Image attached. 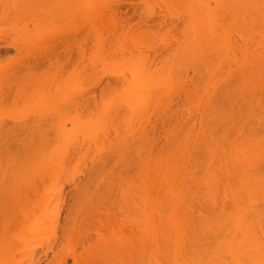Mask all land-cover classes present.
I'll return each mask as SVG.
<instances>
[{
  "label": "rangeland",
  "instance_id": "rangeland-1",
  "mask_svg": "<svg viewBox=\"0 0 264 264\" xmlns=\"http://www.w3.org/2000/svg\"><path fill=\"white\" fill-rule=\"evenodd\" d=\"M31 1L32 2H29V0H0V139H3V141L0 140V261H13V262H15L17 260H30L32 258H36L39 255V256H41V259L39 262H42V264H60V262L62 260H73V258L70 256V254L65 255V253L69 252V248H68L69 246H68V243L66 241V239H68V238L64 237V239H62L61 242L55 243L54 241L56 239H55V237H53V235L55 233L52 235V233H50V231H51V229L54 232L57 231L58 226L55 228V226H56L55 223H57L59 221L63 222L64 217L67 213V211L65 210V205L68 203L69 199H72V197H73L72 201L74 204L76 203V199L73 196V193H76V195H77L78 192L74 189L75 188L74 185L77 184L76 182L78 180H80V179L83 180L84 177H85L84 178V182H85L86 177L89 175L88 171L90 169L86 168V166L89 167L91 165L90 162L92 161L91 158H88L89 155L93 156L92 158H94L91 163H93L95 161V158L97 159V155H99V154L102 156L103 159H104V157L107 156L103 162L108 166V168L102 172V175L106 179L111 178V182L114 180H117V181L120 180L122 175H123L122 177H124V179H130L129 177L131 175H133L132 171H134V170H130V166L128 167L129 169L128 168L126 169V167H127L126 165H127V163L128 164L129 163H133V164L138 163L139 164V162H140L139 158L141 156H142L141 158L144 159L143 161H145L146 160L145 158H147L148 156L149 157H152V156L156 157L158 153L161 155L159 156V154H158L157 157H159V158L161 157V159L165 156H166V158L172 156V149L171 148L173 146L177 148V146H178L177 142L181 143L182 139H183V138H181L183 136V135H181V132L183 131L181 128L184 127L185 129H187L186 126L190 125L192 120H194V124H195L194 128L196 127V129H193V130L198 131L200 129L199 127H202L201 123L203 121H205V119L201 116H205L207 114V111H206V113L202 112L205 114V115H202L199 112V110L201 111L202 109H198L197 111H193V114L191 112V115H189L188 111L186 110L187 107L183 104L185 99H187V103H188L187 106L189 108L191 107V105L193 106L194 104L196 107L198 105L204 104L203 102L201 103V101L203 100L204 102H206V100H208L210 97H213L215 93L219 92L220 88H222L220 85H222L224 80L227 79L228 76H229V78H231V76L234 78V76H236L234 74H237V72H239L241 69V68H239V66H243V64L240 65L237 61H235V62H237L236 64L234 62H231L232 58H231V60H228L232 55L237 56V54H234V52L235 51L237 52V50L233 49L235 51H233L232 54H229V53H231L230 51L228 53L231 56H229L227 54V57L229 56L228 59H224V60L229 61L227 64H229L231 62L230 66L227 65L231 69H228L229 68L228 67V68L224 69V71L220 70L221 71L220 74L218 73L215 75V76H218L219 78L221 77L220 79L213 77L214 76L213 74H215V73L212 72L213 76L209 73L208 75H211V78L213 77V79H215V78L217 79L216 81L210 80L212 83L208 80V78L210 76L207 78V80L209 82L208 83L206 82V75H205L206 73L203 74V72H204L203 71L201 73L205 76V79L203 80V78H201L203 80V82H201L202 84L199 85V83H198L195 87L194 84L199 82V80H196L197 75H198V74L196 75V72H195L196 68L193 67V66H195L194 64H195L197 59H195V61H194V59L190 58V56L192 55L191 57H193V56H195L194 55L195 53H198L199 44L203 43V45H204V42L206 44H209V42L211 41L210 37H212L209 34L213 33L212 35H215V38L217 39V32L214 30H210L209 28L212 27L213 24H211V22L215 20V19L213 20V18H216L218 12L220 14H222L225 10L224 9H219V10L216 9L215 6L217 5V0H148V2L152 5H155V4L161 5V6L163 5V7H164V5L165 6L166 5L167 6L172 5L173 7H171V8L173 9L174 15H177L180 17L179 20L173 19V23L176 25V29L172 27L171 31H166V28L165 29L163 28V32L165 34L171 32L174 36H177V38L183 37V40L177 45L176 48H173L172 53L166 57L165 61L157 60V61H155L154 64H152V62H151L152 54H150V57H146L147 53L145 52V50L143 48L147 44L157 45L161 41L175 43V40H171V38H169V40H162L160 38V35H159L160 32L159 31L157 33L155 32V34H150V33L149 34H135V35L128 34L126 36H121L120 34H116V35L110 34L109 35L108 34L109 32H106V35H105V40L109 42V48L112 52H116L117 49H121V48H123V46H125L132 51L136 50V54L138 56H140V55L143 56V59L146 61L147 69H149L150 72H152V74H153L152 79H153L154 83L155 82H162L159 85L158 91H161L164 88L163 91L160 92V95L158 92V95L160 96L158 100H157V94L154 95V96H156L155 97L156 103H157V101L160 100V101H162V105H164V104L166 105L167 101L169 102V100H172V104L169 107L166 106L167 108H165V109H163L164 107L161 109V107L159 105L158 106L160 108L156 109L158 107V106L156 108L154 107V105L156 106V104H153V107H151L150 105L152 104V101H151L150 105L148 103V105H149V107H151V109H148V114H147L146 118L148 116L151 117L150 123L146 124L144 121H143L144 124L139 123L137 121V118H136L138 115H140L138 112H136L138 109L136 108V111L134 110L135 111L134 112L133 110H130L126 106V105H128L127 103H126V105L122 104V102H124V100H126V98H128L130 96V95L128 96V94H127V97L124 98V94H125L124 90H126L128 88V86L131 85V82H132L131 79L126 84L125 83V77L123 75H121L122 76V78H121L122 80H121L119 78V77H121L119 74H117L118 76L111 74V72L106 74L103 64H101L100 67H98V68L95 67V65H94V63L91 59L92 48H93V45L95 44L94 33L91 35L88 33H85L83 35H78V37H84L85 36L86 41L78 44L76 51L75 50L72 51L73 54H72L71 60H68L64 64H58V63L53 62L52 64H46L45 63L44 65L41 64L40 67L39 66L36 67L34 65L35 63L32 62L33 63V64H31L32 66L30 65L31 67H28V63H29L28 54H30L29 52H31L33 48H38L39 46L42 47V45L45 43V41H49V39H52V37L55 38L61 34H69L71 24L69 22L68 17L70 15L71 9L60 7V6L85 4V3L109 4V3L113 2L114 0H34V1L31 0ZM229 1L230 2L233 1L231 3L228 2L229 5H235V4L236 5H242V4L245 5V4H249L250 2H251L250 4H252L253 1L257 2V0L256 1L255 0H253V1L249 0V2L247 0H245V3H244V0H242L243 2L241 0H229ZM127 2H130V1L128 0ZM133 2H134V0H133ZM260 2H261V0L260 1L258 0L257 3H253V4H259ZM134 3H137L136 6L137 7L139 6V9L143 5V3L140 2V0L139 1L135 0ZM218 3H220V4L224 3L222 5H226L227 2L223 0L222 2H218ZM233 3H235V4H233ZM203 4L204 5L205 4L212 5V7L211 8H204V9L208 10V11L205 10L206 12H208L207 15L206 14H204V15H206L207 18L209 17L208 20H204V21H207L206 22V25L208 24L207 27L209 26L208 28L207 27H205V28L209 29V30L207 32L208 36H206L207 34L204 32L205 30L202 31V33L204 32L203 34H206L205 36L208 38L202 37V39L206 38V40L203 39L204 42H203V40H201L199 42L196 35L198 33V35L201 36V34H199V32L201 30H200V27H199V29L197 27L202 25V24L204 25V23H203L204 21L200 22L202 24L199 25V23H198V26H196L195 24H196V22H199L198 21L199 17L197 16L198 14L196 15L195 12H193V11L197 12V10H199L200 14L202 15L203 13H201V12H205L202 8L204 6ZM4 5H9L10 7L6 10ZM14 5L18 6V7H11ZM30 5H31V7H33V6L34 7L31 8ZM199 5L201 6L202 10L197 9ZM28 7H30V8H28ZM167 8L171 9L169 7H167ZM28 9H30L31 11H29ZM142 9H143V7L141 8V11L144 12L143 11L144 9L143 10ZM172 9H171V11H172ZM157 10H159V8H156L154 11L158 12ZM242 10L246 11V9H242ZM164 11L165 10H163V14H166L167 12L165 11L166 13H164ZM209 12H211V14ZM189 13L192 14L193 16L189 15ZM212 13H213V16H212ZM208 14L210 16H208ZM194 15H196L197 18H194ZM204 15H202V16H204ZM210 17H213L211 19L212 21L210 20ZM200 18H199V20H200ZM203 18L204 17H202V19ZM194 20L196 22H194ZM208 21L210 23H208ZM106 23H107V28H108L109 27L108 17H107ZM209 24H211V25H209ZM203 25H202V29H203ZM206 25H204V26H206ZM214 27H215V25H214ZM193 28H194V30H196V35H195ZM257 28L258 29L255 30L256 32L255 33L253 32L254 34H252V32L244 33V37H246V38L248 37V41L245 40L247 42V44L249 42V37L251 39L252 35H253L254 41L259 40V39H256L258 37V34H259V32H258L259 26ZM212 29H213V27H212ZM221 31H222V29H221ZM256 33H258L257 36H256ZM213 38H214V36H213ZM215 38L213 40H215ZM207 41H208V43H207ZM243 41L244 40L241 41L242 45L245 44ZM256 41L254 44H256ZM215 42L217 43L216 40H215ZM220 43H223V42L219 41V45H220ZM206 44H205V46H206ZM249 44H250V42H249ZM254 44L253 45L250 44V45L255 47ZM32 45H33V47H32ZM200 46L202 47V45H200ZM211 46L215 47V45H213V44H211ZM245 46H244V48H246V50H247L249 46L248 47H247V45H245ZM140 47L142 50L141 53L139 52ZM205 48L208 49L207 46ZM222 48H225V44H224V47H222ZM226 48H227V50H229L228 46ZM251 48L249 47V50ZM260 48L261 47H258L257 50ZM262 48L264 49V47H262ZM202 49H204V46ZM202 49H201V51H202ZM213 49H215V48H213ZM255 49H256V47H255ZM42 50L43 49L41 48V51ZM262 50H258V51H260V53L258 51L257 52L259 54H261ZM203 51L204 52H202V54L205 53V50H203ZM199 52H200V50H199ZM210 52L211 51H209V54L212 55ZM253 52H255V51H253ZM243 53H245V52H243ZM129 54H131V53L129 52ZM245 54H243V55L240 54V55H242V58L239 57L240 63L242 62L241 59L245 60V57H244ZM247 54L250 55L251 52H250V54H249V52ZM262 54H263V52H262ZM251 56L252 55H250L248 57H251ZM184 57H187V58H184ZM216 57H219V55ZM227 57L225 56V58H227ZM183 58L185 60H183ZM186 59H189V61H191V62H188ZM236 60H237V58H236ZM223 61H221V62H223ZM197 62H199V61H197ZM218 62H217V64H218ZM224 62L226 63V61H224ZM224 62H223V64H224ZM197 64H199V63H197ZM215 64L216 63H214V66H215ZM214 66H213V69H214ZM221 66H223V65H221V63H220V66H218V67L221 69ZM224 66H223V68H224ZM8 68H13V69H15V71L13 73V76L11 78H9V80L6 83L5 74H6V70ZM206 69H207V67L205 68V70ZM203 70H204V68H203ZM217 70L219 71V69H217V68L215 69L216 73H217ZM226 70L229 71L231 73V75L229 72H226ZM146 72H148V71L146 70L145 72H141V73L139 72V73L142 74L144 77L145 75H147V74H145ZM181 72H184V73H181ZM179 74H181L182 76H180ZM184 74L186 75V77ZM129 76H130V74H129ZM136 76H137V74H136ZM147 76H145L146 79H147ZM177 76H179V79L177 78ZM198 76H200V75H198ZM224 76L225 77L227 76V77L225 78ZM180 77L183 79H181ZM200 77L198 79H200ZM117 79L119 81L121 80V84H120L121 86L119 85L120 92L117 94L118 98L115 101H113L112 96L109 95V93H115V90H116L115 83L116 82H114V81ZM148 79H149V77H148ZM176 79L181 80V81H177ZM190 79H192V80L190 81ZM149 80H147V81H149ZM183 80H185L186 83L189 84L188 86L190 87V90H191L189 92L188 96L186 94L181 93V90L179 89L180 87L181 88L183 87L182 86ZM96 81L98 82V85L96 87H94L93 88L94 90H93L92 85ZM225 81H227V80H225ZM238 81H237V85H238ZM143 82H145V81L143 80ZM143 82L141 84H143ZM193 82H195V83H193ZM148 83L146 82L145 85ZM192 83L194 86L192 85ZM26 84H34L35 85L33 91L29 94L30 95V101L28 103H25L24 87ZM118 84H119V82H118ZM227 84H226V86H227ZM143 85H140V86H143ZM145 85L139 89L142 92H144L142 95H145V93L148 94V91H149V90L146 91L145 89H143V88H145ZM160 86H162V87H160ZM165 86H166V88H165ZM169 86H171V88L173 87L172 90ZM200 86L204 87V88H201ZM223 87H225V86H223ZM3 88H5V89L7 88V91L3 92ZM150 88H153V87H150ZM154 88H155V86H154ZM156 88L158 89V87H156ZM160 88H161V90H160ZM169 88H170L171 92H170ZM238 88H240V87H238ZM80 89L88 91V92L87 91L85 92V94H87L85 96H88V93H89V95H91L90 93L92 91H90V90H93L94 93L93 92L92 93L95 96V104H96L95 106H92L90 108H85L84 106L81 108H77L75 106L74 102H76L75 100H77L76 97L78 96L77 91L79 92ZM146 89H147V87H146ZM167 89H168L170 94L167 92ZM130 90L133 91V89H130ZM137 91H138V89H137ZM152 91H153V89H150L149 94L155 92V90L153 92ZM122 92H123V94H122ZM163 92H164V94H163ZM155 93H157V90ZM167 93L170 96H167L168 95ZM139 95H141V94H139ZM142 95L139 97H142ZM152 95L153 94L148 95V97L152 96ZM154 96H152L153 99H154ZM1 97H3V98H1ZM55 98L57 99L56 100L57 103L53 100ZM69 98L72 99L71 100L72 105L70 103L72 108H70V109H69V107H67L69 104L68 105L66 104V101H68ZM152 98L150 97V99H152ZM168 98H171V99L167 100ZM138 99L139 98L137 97L136 100H138ZM120 101H121V103H120ZM146 101L150 102L149 99L148 100L146 99L145 102ZM6 102H7V107H6ZM50 102L53 104V106H51L52 104L49 105ZM59 102H60V104H59ZM145 102L140 103L141 110L143 109L144 111H146L145 108L147 105ZM58 104H59V106H58ZM56 105L58 106V109H60L62 107H67L70 110L71 114L66 116V117H63V119H66L70 122L74 120L76 122L75 126L77 123L84 124V122H81V121L87 120L86 122H88L89 119L92 120L91 121L92 123L89 121L90 125H88V123H86L87 127L84 126L85 128H88V126H89V130L85 129L87 131L86 134L89 135V134H91L90 132H100L98 134L96 133V135L100 139L99 141H101V142H102V140L104 142H106L105 141L106 137H109V138L111 137L110 140H112V138L115 136L117 137L118 135L114 134L115 135L114 136L113 134H111V133H113V131H114L113 129H115V128L118 129V130L117 129L116 130H117V132H119V134L121 136L124 135L125 133H127L126 135L129 136L130 134L134 133L132 130H131L132 133H130L131 131H129V129L132 127L133 130L137 131V130H139L138 128H139L140 124L141 125L143 124L142 126L145 127V128L140 127V131H143L144 129H146L144 131H146L147 133L149 132L151 134L153 133V136L152 135L150 136V134H149L150 137L148 136L146 141H142L143 142L142 144H144L146 142L144 144V146L140 145V143H141L140 140L136 142L137 146L140 145L141 148L143 147L142 149H140L142 151H140L137 149V146H135L136 151L140 152L139 158L137 157L138 156L137 154H139V153L136 154L137 155L136 157L138 159L137 158L135 159V157H134L135 155L133 153H131L132 151L133 152L135 151L134 150L135 148L133 149L132 146L130 145L131 143L127 141V143H129L128 146H130L132 151L130 150L129 153H128V151H124L123 155L125 156V154H126V156L124 157L122 155L123 158L120 161H117L116 158H111V160H110L109 155H111V154H106L107 153L106 147H104V150L101 148L98 149L96 147H93L92 146L93 143L92 142L90 143L88 141V138H86V136H84L85 134L83 135L84 136L83 137L80 133L79 134L77 133V131H79V132L81 131L78 128L80 124L79 125L77 124L78 126H76V128H75V127H71L72 124L69 123V125L66 129H62V130H64V132L60 131V134H61V132H62L61 135L66 134L65 136H63L64 139L61 138L60 135H59V137L61 140L58 139L57 141H55L53 138V137H55V139H56V136L51 137L52 135L50 133H52V134L54 133L53 135H55V134L57 135V132L54 130L53 122L51 120H48L46 117H47V114L53 113L55 111V108H56V110H58ZM148 105H147V107H148ZM235 106L236 105H234L233 107L235 108ZM53 107H54V109H53ZM196 107H195V109H196ZM45 108H47V109H45ZM133 109H134V107H133ZM159 109H160V113H158ZM195 109H194V106L191 107V110H195ZM106 110H109V111H106ZM129 110L132 113L133 112L134 113L133 114L130 113ZM141 110H140V112L142 113L143 111H141ZM235 111L236 110L234 109V112H233L234 115H235ZM135 113H138V115L136 114L137 116H135ZM143 113H145V112H143ZM213 113H215V116ZM213 113L211 112L210 114H212L217 119V116H216L217 110ZM44 114H46V115H44ZM97 114H99V115H97ZM143 115H141V116L145 117V114H143ZM212 115H211V117H212L211 121L214 118ZM95 116H99V117H95ZM141 116H138V118L140 117L139 119H142L143 117H141ZM5 117L11 118L9 120L10 125L18 126V133H19L18 135L14 136L12 139L7 140V141L5 139V131H4ZM38 117H39V119H38ZM130 117L133 120L135 118V121L131 120ZM207 117H208V115H207ZM45 118H46V120H45ZM201 118H203V120ZM129 119L131 121V123L129 122L130 128H129V124L126 122ZM208 119L210 121V117ZM79 120H80V122H79ZM175 120L177 122H175ZM200 120H202V122ZM136 121L138 123H136ZM139 121L141 122V120H139ZM1 122H3V123H1ZM93 122L95 125L93 124ZM162 123H164V124H162ZM198 123L200 125H198ZM92 124H93V127H92ZM206 124H207V122H206ZM105 126H107V127H105ZM80 127H82V125H80ZM104 127L107 130L109 129L108 132L104 129ZM141 128H142V130H141ZM197 128H199V129H197ZM210 128L211 129H209V130H214L215 126L211 125ZM126 129H128V131ZM101 130H102V132H101ZM103 130H104L105 134L107 133L106 135H104ZM122 130L123 131L126 130L127 132L124 133ZM86 131H83V132H86ZM172 133H174V135H176V136H174L175 138L173 140L174 142L176 141V143H174L172 141V139H173V137L171 136ZM185 133H186V131H185ZM76 134H77V136H76ZM42 135H45V136H43V139H42ZM68 135L70 136V138L68 137ZM98 135L104 136L103 139H101L102 137L101 136L99 137ZM127 136H124L123 138L128 140ZM130 136H129V140H130V138H133ZM45 137H47V140H49L50 143L49 142L47 143V141H46V143H43V142H45V139H46ZM40 138L42 140H40ZM71 138L72 139L76 138L78 142H79V140L81 142V138H84L82 140L84 141L85 144H81L83 142H81V143L79 142L80 145L82 146V147L80 146V148H79V146H78L79 144L77 143L76 139H75V141H76L75 142L74 140L73 141L69 140ZM98 138L96 139V136H95V139H93L95 141L94 146L96 144L98 145V143H99ZM135 138L136 137L134 136L133 139L135 140ZM29 139L32 141V144H33V146L30 144L31 150H30V147L28 149V147H27L28 145L26 144V142L31 143V141ZM38 139H39V141H38ZM114 139H117V138H113L112 143H111V141L108 140V138H107V140L110 141V142H107L109 144V146H110V143L113 144L114 143L113 141H116ZM136 140H138V139L136 138ZM41 141H43V142L41 143ZM60 141H62L60 146L63 147V153H65L63 155L64 156L68 155L67 157L62 156V159H65V160L67 159L66 161L69 162V165L71 164L70 167L75 165L73 168V170L75 169L74 172L72 170V172L69 173V174H71V176H70L68 174H64L65 170H63V173H58V175H57L58 177H61L59 179L57 177H55L54 174H52V173H49L47 176L37 175L38 167H39V165H37L38 164L37 158H39V155H41L40 153L43 152L42 155H44V154L46 155L47 151H48L49 155H52L53 149H55L57 147L58 143L60 144ZM121 141H123V140H121ZM38 142L41 143V146H40V144H38ZM53 142H56V143L52 144ZM72 142H75L78 149L75 147L74 143L72 144ZM117 142H118V140H117ZM123 142H120V143L123 144ZM107 143H103V145L106 144V146H107ZM171 143H174L172 147H171V145H172ZM49 145H51V147H49ZM103 145H98V146L101 147ZM126 146H127V144H126ZM37 147H39V148H37ZM40 147L42 148L41 151H40V149H41ZM73 147H74V149H73ZM89 147H90V150H89ZM91 147L94 149H92ZM116 147H117V145H116ZM123 147L118 146L117 148H114V149H118V148L120 149ZM24 148H25V150H24ZM75 148L77 151L84 149V152L78 151L79 156L77 157V154H76L77 151L75 150ZM95 148H96V150H95ZM146 148H147V151L145 150ZM67 149H68V152H67ZM91 149L95 150V151H97V149H98L99 153L97 152L96 155H94L93 154L94 151H92L90 153ZM114 149H113V151H114ZM129 149L124 148L123 150H129ZM168 149H169V153L171 150L170 155H169V153H166V151H168ZM43 150H45V152ZM69 150L70 151L72 150V152H70ZM73 150H75V151H73ZM107 150H111V149H107ZM173 150H174V148H173ZM176 150L178 151V148ZM24 151L27 154H25ZM38 151L40 153H38ZM85 151H86V153H85ZM120 151H122V150L120 149ZM150 151H152V153ZM35 152H37L36 156H35V154H36ZM147 152L149 155H146ZM67 153H69V154H67ZM103 153H105L106 155H102ZM154 153H155V155H152ZM163 153L165 156L163 155ZM176 153H174L173 157L177 156ZM31 154H33L35 156V159H34V156H31ZM25 155L26 156L28 155L27 159H25L26 158ZM42 155L40 156V159L43 158ZM100 155L98 157H101ZM70 156L73 157L71 160H70V158H71ZM118 156H120V155H118ZM122 156H120V157H122ZM30 157H31L32 161L36 162V164L35 163L33 164L32 161L31 162L29 161ZM111 157H117V156L116 155L113 156V154H112ZM153 157L151 158L152 160H153ZM155 157H154V160L157 159V157L156 158ZM50 158H51V156H50ZM84 158L85 159L88 158L90 161L85 160ZM107 158H108V160H107ZM68 159H69V161H68ZM26 160H28L27 161L28 166H29V167L27 166L28 168H26V165H27ZM97 161H96V164H94L95 166L99 165V161L98 162ZM106 161L109 163H106ZM29 162H30V164H29ZM103 162L101 161L100 163L104 164ZM10 165L18 167V169L17 168L13 169L15 171V175H14V171L12 170ZM24 165H25V167H24ZM139 165H141V164H139ZM142 165H144V162ZM91 166H93V164ZM91 166L89 168H91ZM131 166H132V164H131ZM137 166L134 165L133 167H137ZM19 167H21V169H19ZM57 167H60V166H57ZM57 167H56V169L58 170V172H60L59 168H57ZM67 167H68V165H67ZM70 167H69V169H70ZM77 168H79V169H77ZM9 169H11V170H9ZM87 169H88V171H87ZM110 169H111V171H110ZM131 169H133V168L131 167ZM62 174H64L63 178H62ZM76 174H77V176L73 177ZM134 175L136 176L137 174H134ZM22 176L24 177L25 181H23ZM64 176H66V177H64ZM70 177H73L74 179H72ZM40 178H42V182H40L38 180ZM131 178H133V177L131 176ZM60 179H61L60 182L55 183V180L59 181ZM53 180H54V182H53ZM69 180H71L73 182H71ZM80 181H79V183H80ZM86 181H87V179H86ZM135 182L137 183V182H139V180L135 181ZM73 183H74V185H73ZM100 183H101V181L95 182L94 179L91 180L89 182V187H88L86 195L92 197V196H98V195L103 194V193H101V188H98V187H100V185H99ZM51 184L52 185L56 184V186L58 184H60V185H58L56 187V189L53 186V188L55 189L54 190L53 188H51L52 187ZM60 186H62L61 187V191H62L61 195L63 194L61 201H62V203H63V201H65L67 203L65 204V202H64L63 205H60V207H58L59 206L58 204L57 205L55 204V206L53 208V205H52L53 203H50V201L53 200L52 202H54L55 199H49L50 198L49 196L52 194V192H53V194H56L57 191L59 190L58 188ZM48 190H50L49 191L50 194L47 192ZM46 198H48V200H49V201H46L49 203L48 206L52 205L51 206L52 209L49 208L50 206L46 207V210L47 209L48 210H47V212L45 211V213H46L45 215H47L49 218L43 216L42 219H44V220H43V222H41L42 216L37 215V214L41 213L40 212L41 209H39V207L44 208V206L47 205L46 203L42 204L44 202V200H46ZM51 198H54V197H51ZM55 198H56V196H55ZM60 202H58V203H60ZM77 210H78V208L76 209V211ZM55 211H56V213H55ZM25 213H26V215H27V213L29 214V218H28V219H30L29 223L30 222L33 223L34 220L36 222V220H37L39 222V223L37 222L39 225L41 222V224L36 228L37 234L35 232V234H36V238L34 235L35 239L30 235L31 234L30 232H32L31 230H27L28 232L24 231V233L20 234V231H22L21 230L22 225L25 222H28V221H25V222L23 221V218L25 217L24 216ZM43 213L44 212H42L41 214L43 215ZM53 213L56 216H58L59 219L56 217L57 221L55 220V217H54L55 215H52ZM27 216H26V218H27ZM39 216H41V217H39ZM52 216L54 217V219ZM117 216H118V218H122L124 216V214L122 212L118 211ZM81 217H82V215L79 218H81ZM103 218H104V216H103ZM49 219H50V221L53 220V222H55V223L50 222ZM100 219H102V216ZM6 220L9 223V225H11V227L13 228V231L9 234V238L14 241V247H11L7 250L5 249V231H4ZM44 221H46V222H44ZM91 222H93V221H91ZM94 222H95L94 223V226H95L97 223L96 219ZM32 223L29 225L31 226ZM45 223L47 226H45ZM50 223H52V224H50ZM82 223H83V221H82ZM42 224H44V225H42ZM48 224L52 225L51 229L48 228ZM86 224H85V226H86ZM91 224H93V223H91ZM70 226L71 225H69V227ZM44 229H46V230L48 229L47 232H45ZM87 229L89 231L91 228L87 227ZM70 230H72V229H70ZM74 230L75 229H73L72 234L70 233L71 236L69 235L70 238L72 239V243H73L72 245L75 246V248L76 247L81 248L80 243H77V244L75 243L76 242L75 241L76 234L78 236V233H76L75 232L76 230L75 231ZM33 231H35V229ZM68 234H69V232H68ZM19 239H21L23 242L26 241V243L29 244V246H27V244L25 243L26 247L24 248V250L22 248V251L17 249ZM34 242H36V243H34ZM49 244H51L52 248L49 249L47 251V253H43V251L47 247H50V246H47ZM32 247L34 248V250L32 252V256L29 258L25 249L27 250V248L29 249ZM81 250H82V248H81Z\"/></svg>",
  "mask_w": 264,
  "mask_h": 264
},
{
  "label": "bare ground",
  "instance_id": "bare-ground-1",
  "mask_svg": "<svg viewBox=\"0 0 264 264\" xmlns=\"http://www.w3.org/2000/svg\"><path fill=\"white\" fill-rule=\"evenodd\" d=\"M127 1L128 0H117V1L114 0L113 2L109 3L111 5H116V9L113 10L112 12H110L109 15H108L109 27L106 29V32H109L108 33L109 35L110 34H112V35L120 34L121 36H126L128 34H130V35H135V34H149V33L150 34H155V32L156 33L158 31L160 32L161 31L160 29L162 27L164 29L166 28V31H171L172 27L176 29V25L173 23V19L179 20L180 17L177 16V15H174L173 9L171 8L172 9V11H171V9H168L166 7L167 5L166 6L164 5V7H158L159 8V10H157L158 12L153 11L152 15H146L145 12H142L141 11V8H142L141 6H140L141 7L140 9H139V6L138 7L136 6L137 3H134L135 0H134V2H133V0H129L130 2H127ZM222 1L223 0H217V5L218 4L219 5L224 4V3H221V4L218 3V2H222ZM224 1L227 2L226 5H229L228 4V2H230L229 0L228 1L227 0H224ZM247 1L249 2V0H247ZM29 2H32V1L29 0ZM140 2L143 3V5L150 4L148 2V0H140ZM231 2H233V1H231ZM257 2H258V0H257ZM257 2H254L253 1V3H257ZM235 3H233V4H235ZM244 3H245V0H244ZM200 5L198 6L197 9L202 10V8H203L204 11L205 10L208 11L207 9H204V8H208V7H204L207 4H205V5L203 4L204 6L202 8H201ZM242 5H244V4H242ZM245 5H248V4H245ZM30 7H31V5H30ZM30 7H28V8H30ZM33 7H31V8H33ZM28 10L31 11L30 9H28ZM163 10H165L167 13L164 11V13H166V14H163ZM198 11L199 10H197V12ZM206 11L205 12H201V13H203L202 15H204V14L207 15L208 12H206ZM193 12H195L196 15L198 14L197 16L199 18L202 16L200 14V11L198 13L196 11H193ZM211 12H209V13L211 14ZM189 15H192V14L189 13ZM196 15H194V18H197ZM206 15L202 16L205 19L204 18L202 19V17L200 18L201 21L198 18V21L199 22H196L195 21L196 19H195L194 20V22H196L195 25L198 26V23L200 25V24H202L200 22H203L204 20H208L209 17L207 18ZM208 16H210V15L208 14ZM212 16H213V13H212ZM212 18L213 17H210V20ZM214 19L215 18H213V20ZM149 21H151V23ZM209 21H208V23H210L212 20L210 22ZM206 22L207 21H204L203 22L204 25H206ZM211 24H213V21L211 22ZM211 24H209V25H211ZM202 25H200V26L197 27L198 29L200 27V30L201 31L199 30L200 31L199 34H201V36L198 35V33L196 35V30H194V28H193V30L195 32V35L197 36L199 42L204 39V38L202 39V37L208 36V33L207 32H208L209 29L210 30H214V28H215L214 27V24H213L212 25L213 29H212V27L209 28V29H206L205 27H207V25H208L207 24L206 26L203 25V29H202ZM257 27H258V25H257ZM257 29L258 28H256V30ZM202 31H204L207 35L206 34H203L204 32L202 33ZM254 33L252 32V34H254ZM212 34H209V35L212 36V37H210L211 38L210 39L211 40L210 41L211 43L209 42V44H206L204 42V40H206V38H208V37H206L203 40L204 45H203V43L199 44L198 53H195L194 54L195 56H193V57H191L192 55L190 56V58H193L194 61H195V59H197L196 62H195V64H194L196 67L195 66H193V67L196 68L195 69L196 75L198 74V75L201 76L200 77V76L197 75V79L196 80H199V82H197L196 84H194L195 87H196V85L198 83H199V85L202 84L201 82H203V80L205 79V76L203 75L204 73H206L205 75H206V82L207 83L210 80L216 81L217 80L216 78H218V79L221 78V77L219 78L218 76H215L218 73L220 74V72H221L220 70L224 71V69H226V68H228L230 66V63L231 62H234L235 64L237 63V62H235V61H237L236 60L237 56H235V55L233 56L232 55L233 56L232 57L231 55H229V54H232L233 51H235V50H230L229 47H228L229 50H227V48H226L227 46L226 45H225V48H222V47H224V43H220V45H219V41L220 40L218 39V34H217V39L215 38V35H212ZM257 34L258 33H256V36H257ZM70 36H71L70 39L68 38V35L67 34H61V35H59V36H57L55 38L52 37V39H49V41H45V43L42 45V47L39 46L38 48H33L32 51L30 50L32 53L29 52L30 54H28V57H29L28 58L29 59L28 67H31L32 66L31 65V64H33L32 62L35 63L34 65L36 67L37 66L40 67L41 64L44 65L45 63L46 64H52L53 62H55V63H58V64H64L68 60H71L72 54H73L72 51H74V50L76 51L78 44L85 42L86 41V37L85 36L84 37H78V34H76L75 32L71 33ZM213 36H214L215 40L217 41V43L215 42V40H213L214 39ZM253 39H254L253 38V35H252L251 39L249 37V42L252 45L256 41V40L254 41ZM256 39H259V40L256 41V44H254V46L256 47V49H255V47L251 46L249 44V42L247 44L246 41H248V37L247 38L246 37L244 38V41L243 42L245 44H243V45L244 46L247 45V47L250 45L249 47L250 48L251 47L253 48V49L251 48L249 50V47H248V49L245 51V53L247 54L249 52V54H250V52H251L250 55H252V56L251 57H248L250 55H248V54L246 55L245 53H241L242 55L243 54L246 55V56L244 55V57L247 58L245 60L244 59L243 60L241 59L242 58V55L239 56V57H241L240 59H241V61L243 63L242 62L240 63V60H239L238 63L240 65L243 64V66H239V68H241V69H240V71L238 70L239 72H237V74H234L236 76L233 75L234 78L236 77L235 78L236 85H237V81L239 80L238 81V85H237L238 87H240V88H238L239 95H238V97L236 99L233 100L232 105H230L229 114L228 115H222L221 113H219L218 110L216 109V106L212 103V101L210 99L206 100V102H204L202 100L201 103L203 102L204 104L198 105L197 107L194 104L193 105L194 106V109H195V107H196V109L195 110H191V107H193V106L191 105V107L189 108L187 106L188 105L187 99H185V101L183 102V104L187 107L186 110L188 111L189 115H191V112L193 114V111H197L198 109H202L201 111L199 110V112L202 115H205L204 113H206V111H207V114L205 116L207 117V115H208V117L206 118L205 116H201V117H203L205 119V121H203V122H202L203 118H201L202 120H200L203 123V124L201 123V126L202 127H199L201 130L199 128H197V129H199L198 131L193 130V129H196V127L194 128V125H195L194 124V120H192V122H191L190 125H187V126L185 125L187 127V129H185L184 127H183L184 129L181 128L183 130L181 132V135H183L181 138H183L182 139V142H184V144H185L184 150H180V149H178V151L176 150L178 147L176 148V147L173 146V144L176 143V141L175 142L173 141L174 138H175L174 136H176V135H174V133L171 134V136L173 137L172 141L174 143H171L172 144L171 147L172 146L173 147L171 148L172 149V156H170V157H167L166 158V156L163 153V155L165 157H163L164 159L163 158L161 159V157L160 158L157 157L158 154H159L158 153L157 156H156L157 159L154 160V157L155 156L154 157L152 156L153 157V160H152L151 159L152 157H149L148 156L149 158L147 157V158H145L146 160L143 161L144 159L141 158L142 156L141 157L139 156L140 155V152L139 151H136V147H135V146H137L136 145V142L137 141L140 140V142H141V143L139 142L140 145L144 146V144L146 142L144 144H142L143 143L142 141H146V139L148 138L149 134H150V136L151 135L153 136V133L151 134L149 132L147 133L146 131H144L146 129H144L143 131H140V127H143L142 125L144 124V122L146 124H149L150 123V120H151L150 118L151 117L148 116L146 118V116L148 114V109H151V107H153V104H156V106L154 105L155 108L159 105L161 107V109L163 107H164L163 109H165V108H167L166 106L169 107L172 104V100H169L171 98H168L167 99V100H169V102L167 101V104L166 105L164 103H163L164 105H162V101H160V100L159 101L161 103L159 101H157V103L155 102V100H156L155 97L156 96H154V95L157 94V100H158L159 97H160L159 96L160 95V92L163 91L164 88L162 90L160 88L161 91H158L159 90V85L162 82H155L154 83V81L152 79L153 78V74H152V72H150L149 69H147V71L149 73L148 72L145 73V74L148 75V76L145 75V76H147V79H146L145 76L143 77V75L140 74L141 72L140 73L137 72V76L135 77L136 80L135 79H131L132 82H131V85L128 86L129 89L127 88L126 90H124V93H125L124 94V98L127 97V94H128V96L129 95L130 96L128 98H126V100H124V102H122L123 105H126V103H127L128 105H126V106L130 110H133V111L135 110L136 111V108L138 109L136 112H138L140 115H138V113H135V116H137V115L138 116H141V115L145 114V117H143L144 115L141 116L144 119L143 118L142 119H139L140 117L138 118V116L136 117L137 118V121L139 123H143L142 125L140 124V126L138 128L139 130H137V131L133 130L132 127L130 128L129 122L131 123L130 119H131L132 116L130 117V119L128 121H126L129 124V128H130L129 131L132 130L134 132L133 134H130L131 136L130 135L129 136L130 137H133V138L135 136L138 140H136V138H135V140L133 138H130V140H129V136H127L126 135L127 133H125V132L128 131V129H126L127 131L126 130L125 131L122 130L125 134L121 136L119 134V132H117L118 129L115 128V129H113L114 130L113 133H111L110 131L109 132L111 134H113V135L114 134L115 135H118V136L120 135L119 137L118 136L116 137L114 135L115 137H113V138H117V139H114L116 141H113L114 143L111 144L113 138H112V140H110L111 137L110 138L109 137H106V139L104 138L106 142H104L103 140L101 142V141H99L100 139L96 135V133L98 134L100 132H90L91 134H89V135L86 134L87 133L86 130H89V126H88V128H85L84 126L87 125L86 123H88V125H90L89 123L92 120L89 119L88 122H86L87 120L81 121V122H84V124L77 123L78 125L79 124L82 125V127H80V125H79L78 128L81 131L80 132L77 131V133L78 134L80 133L82 136L85 134L84 136H86V138H88V141L90 143L91 142L93 143L92 144L93 147H96L98 149L101 148L103 150H104V147H106V151H107L106 154H111V155L113 154V156L116 155L118 157V158L117 157H111V155H109L110 156V160H111V158H116L117 161L122 160V158L124 156L123 155L124 151H128V153H129V151L131 150L130 146H128L129 143H127V141L130 142L131 143L130 145L132 146V148L133 149L135 148L134 149L135 151L133 152L131 150L132 151L131 153H133L135 155L134 156L132 154L135 157V159L137 157L138 158L140 157L139 158V160H140L139 164H141V165H139L138 163L137 164H133V163H129L128 164L127 163V165H126L127 167L125 166L126 169L130 166V170H134V171H132V174L133 175H131L133 178H131V176H130L129 177L130 179H124V177H122L123 176L122 175L121 178H120V180H118V181L117 180H114V181L111 182V178L110 179H106L102 175V172L105 171L108 168V166L103 162L104 159H106L107 156L104 157V159H103L102 156L99 154L101 157H98L99 155H97V159L95 158V161H94L95 163L94 162L91 163L94 158H92L93 156L89 155L88 158H91L92 159V161L90 162V164L91 165L93 164V166L90 165L91 168H89L90 166L89 167L86 166V168L90 169L89 171L87 169L88 174H89L86 177L87 181L85 179V182H84V178H85L84 177L83 180L80 179L81 181L80 180H78L77 182L75 181L77 183L76 185H74V183H73V185L75 186L74 189L78 192L76 196H80L81 194H83V202H82L81 206L78 208V210L76 212L73 213V215L71 217H69V214L67 212L66 215H65V217H64L63 222H60L59 221V222L55 223V222H53L52 219H51L52 221H50V219H49L50 222H53V223L56 224L55 228L58 226L57 227L58 228L57 229L58 232L57 231H55V232L52 231V229H51V226L52 225H50L52 223L48 224V228L51 229L50 233H52V235L55 233L53 235V237H55V239H56L54 242L55 243L56 242H61V240L64 239V237L65 238H68V239H66V241L68 243V246H69L68 248L69 249H74L75 248V246L72 245L73 243H72V239L70 238V236H71V234L73 232V229L76 230V231L75 230L74 231L76 233H78V236L76 234V239H75L76 242L75 243L76 244L77 243H80L82 250H81L80 253H75L74 255L73 254H70V256L73 258V260H74V256H75V258H83L84 257L85 253H84V243H83V241H84V239H86L91 234L90 230L88 231L87 227H89L91 229H96L97 226H98V224H102L105 227V229L108 230L109 232H111V229L112 228H115L117 235H119V232L121 230H123L124 228H126L127 229V236L125 237V240L126 241H135L138 245L140 244L141 239L144 238L149 231H151L152 232V238L157 241L156 246L155 247L149 246L146 253L143 252V250H141V252L136 253V258H139L140 256H143L145 259H148V260L170 259L172 261H175L177 259H179L181 261H185V260L186 261H199L201 259H212L213 258L211 249L209 247V242L210 241H213V242L215 241V232L218 231V228L216 227V225L214 223H212L209 220V211L215 206L216 198H215L214 192L211 190V188L209 187V185L207 184L206 179H205L206 176H210L211 173L212 172H215L217 170V168L219 167L218 164H214L213 163V156L217 152L219 153V155H223L224 154L225 146H224L223 137H224L225 134H228V133L231 134V141H229L228 142V145H227L228 151H229L230 154H233L234 159L238 158L240 160L239 170L241 171V174H242L243 167H244L243 161L245 159H247L249 161L256 160L257 157H258V154H259V146H260L259 137L257 136L255 139H252L250 137V135H241V132H243L245 129H247L248 132L251 133L253 131L259 132V130L261 128V119H260V116H259V113L261 111V103H262V96H261V73H262L261 54H262V52L264 54V49L261 46V39L259 37V34H258V37ZM207 43H208V41H207ZM205 44L208 47V49L205 48L206 47ZM211 44L215 45V47H212ZM200 45H202V47ZM203 46H204V49H202ZM32 47H33V45H32ZM123 47H125V46H123ZM258 47H261L258 50H262L263 49L261 51V54H259L260 51L257 50ZM41 48L43 49L42 51H41ZM143 48H144L145 52L147 53L146 54V57H150V54H152V56H151L152 57L151 58L152 64H154L155 61H157V60H163V61H165L166 60V57L168 55H170L172 53V51H173V48L171 47V42H165V41H161L157 45L147 44ZM213 48H215V49H213ZM201 49H202V51H201ZM127 50H128V52L132 53V50H130L128 48H127ZM199 50H200V52H199ZM203 50H205V53L202 54V52H204ZM252 50L255 51V52H253ZM209 51H211L210 53L212 55L209 54ZM229 51L231 53H229ZM139 52L140 53L142 52L141 47H140ZM235 52H234V54H237V52L236 53ZM227 54L229 56H231L229 59H228L229 56L227 57ZM218 55H219V57H216ZM225 56L227 58H225ZM184 58H187V57H184ZM184 58H183V60H185ZM231 58H232V60H231ZM224 59L231 60V62L229 64H227L229 61L228 60H224ZM186 60L188 62H191V61H189V59H186ZM223 60L226 61V63ZM197 61H199V62H197ZM221 61H223L224 64ZM217 62H218V64H217ZM197 63H199V64H197ZM214 63H216L215 66H214ZM220 63L223 66L225 65L224 68H223V66H221V69L218 67V66H220ZM227 65H229V66H227ZM205 66L207 67L208 70L207 69L205 70V68H206ZM213 66H214V69H213ZM203 68H204V70H203ZM216 68L219 69V71L217 70V73L215 71ZM228 69H231V68L229 67ZM201 72H203V74ZM212 72L215 73V74H213L214 76L212 75ZM226 72H229V71L226 70ZM181 73H184V72H181ZM209 73L213 77H216V78L215 79H213V77L211 78V75H208ZM179 75L182 76L181 74H179ZM230 75H231V73H230ZM130 76H131V74H130ZM148 77H149L150 80L148 79ZM185 77H186V75H185ZM199 77H200V79H198ZM119 78L121 79L122 76L119 77ZM177 78L179 79V76H177ZM201 78H203V80ZM207 78H208L209 81L207 80ZM228 78H229V76H228ZM228 78L225 79L227 81L224 80V82H223L225 85L222 83V85L225 86V87H223L222 85H220L222 88H220L219 91H223V89L225 90L226 88L229 87V80H232L233 77L231 76V78H229V79ZM178 79H176V80L177 81H181V80H178ZM181 79H183V78H181ZM121 80L119 81L117 79V80H115V81L113 80V81L116 82L115 85L117 86L118 82H119L118 85L121 84ZM143 80L145 82H143ZM147 80H149V81H147ZM191 80L192 79H190V81ZM141 81L143 82L144 85H145L146 82L147 83L149 82L148 84L145 85V88H143L146 91L149 90L148 91V94L145 93V95H142L144 92H142L141 90H139L141 87L144 86L143 84H141L142 83ZM184 81L185 80H183L182 82H183V84L184 83L185 84L184 85L182 84L183 87L182 88L180 87L179 89L181 90V93L186 94L188 96V94H189V92L191 90H190V87L188 86L189 84H187L186 81L185 82ZM195 82H193V83H195ZM193 83H192V85H193ZM226 84H227V86H226ZM97 85H98V82L96 81L95 83H93L92 89L94 87H96ZM140 85H143V86H140ZM154 86H155V88H154ZM146 87H147V89H146ZM150 87H153V88H150ZM156 87H158V89ZM160 87H162V86H160ZM169 87L171 88V86H169ZM165 88H166V86H165ZM170 88H169V90H170ZM172 88H171V90H172ZM201 88H204V87H201ZM130 89H133V91L130 90ZM137 89H138V91H137ZM150 89H153V91L155 90V92L157 90V93H155V92L154 93H151V94H153L152 96H154V99L152 98V96H149L148 97V95H151V94H149L150 93ZM93 90H90V91L93 92ZM171 90H170V92H171ZM86 91L83 90V89H80L79 92L77 91L78 96L76 97V99L78 101L77 100H75L76 102L73 101L75 103V106L77 108H81L83 106L85 108H90V107L96 105L95 104V96L93 94L94 92L93 93L91 92L90 93L91 95H89V93H88V96H85V95H87V94H85ZM3 92H6V89L5 88H3ZM158 92H159V95H158ZM167 92L169 93L168 89H167ZM122 94H123V92H122ZM139 94H141L142 97H139V96H141ZM163 94H164V92H163ZM169 94L167 96H170ZM137 97L139 98L138 100H136ZM150 97L153 100L150 99ZM1 98H3V97H1ZM146 99L147 100L148 99L150 100V102H147L146 103L147 105H148V103L150 105L151 104V101H152V104L150 105L151 107H149V105L147 107V105H146V108H145L146 111H144L143 109L141 110L140 103L141 102L144 103ZM53 100L56 102L57 99L55 98ZM51 102L49 103V105L52 104ZM120 103H121V101H120ZM59 104H60V102H59ZM59 104H58V106H59ZM66 104L67 105L69 104L67 106V107H69V109L72 108L71 107L72 103H71V105H70V103H66ZM234 105H236L235 108L233 107ZM51 106H53V104ZM58 106L56 105L57 109H58ZM159 106L156 109L160 108ZM54 107H53V109H54ZM133 107H134V109H133ZM233 108L236 110L235 111V115L233 114V112H234V109ZM45 109H47V108H45ZM140 110L143 111V112H145V113H143V112L141 113ZM216 110H217V114H216L217 119H216V117H214L215 116V113H213ZM55 111H56V108H55ZM106 111H109V110H106ZM158 111L157 112L160 113V109ZM202 112H204V113H202ZM211 112L214 114V116L212 114H210ZM130 113H132V112L130 111ZM46 114H44V115H46ZM97 115H99V114H97ZM211 115L215 118V119L213 118L212 121H211V118H212ZM39 117H38V119H39ZM95 117H99V116H95ZM209 117H210V121L208 119ZM45 120H46V118H45ZM131 120H133V119H131ZM139 120H141V122ZM176 120H175V122H177ZM133 121H135V118H134ZM137 121H136V123H138ZM79 122H80V120H79ZM206 122H207V124H206ZM1 123H3V122H1ZM77 124H76V126H78ZM93 124H94V122H93ZM93 124H92V127H93ZM162 124H164V123H162ZM198 125H200V124L198 123ZM211 125L212 126H215V129L214 130H209V129L212 128V127L210 128ZM76 126H75V128H76ZM105 127H107V126H105ZM105 127H104V129L108 132L109 129L107 130ZM143 128H145V127H143ZM141 130H142V128H141ZM184 130L186 131V133H185ZM60 131H63L64 132V130H62V129ZM83 131H86V132H83ZM132 131L130 133H132ZM101 132H102V130H101ZM103 133H104V135L107 134V133L105 134L104 130H103ZM214 133H216L215 136L213 135ZM50 134L52 135L51 137L56 136V139H55V137H53L55 141H57L58 139H60V137L58 138V136L56 134L55 135H53L54 133L53 134L50 133ZM61 134H62V132H61ZM61 134H59L61 136V138H63V136L66 135L64 133H63L64 135H61ZM69 135H68V137L70 138ZM94 135L96 136V139L98 138V141H99L98 145H103V143H107V142H110L111 141L110 146H109L108 143H107V146H106V144L103 145V146H101V147H99L97 144L94 146V143H95V141L93 140V139H95V136ZM43 136H45V135H42V139H43ZM76 136H77V134H76ZM100 136L102 137L101 139H103L104 136H102V135H100ZM124 136H127L128 137V140L125 139V138H123ZM45 138H46L45 139V142L41 141V143L42 142L43 143H46V141H47V143L49 142V140H47V137H45ZM107 138L110 141H108ZM42 139L40 138V140H42ZM75 139L74 138L73 139L71 138L69 140H71V141L74 140L75 141ZM82 139H84V138H81V142H83V143H81L80 140H79V142L81 144H85ZM0 140L3 141V139H0ZM117 140H118V142L119 141L120 142H123V141L125 142L126 141L125 143L123 142V144L125 146L123 144H121L120 142H119L120 143L119 144L117 142ZM121 140H123V141H121ZM38 141H39V139H38ZM76 141H77V139H76ZM61 142L62 141H60V144L58 143V145H61ZM75 142H72V144L73 143L75 144ZM79 142L77 141V143L79 144L78 146L80 148L81 145H80ZM28 143L29 142H26V144L28 145L27 147L29 149V147L31 145L33 146V144H32V141H31V143H29V144ZM41 143L38 142V144H40V146H41ZM54 143H56V142H53L52 144H54ZM115 144L117 145V147L118 146H120V147H123L124 146L123 148H120L123 152L120 151L119 148L118 149H114V148H117ZM126 144H127V146H126ZM177 144L179 145L180 143L177 142ZM140 145L137 146V149L138 150H140V149L143 148V147L141 148ZM188 145H191L193 148L196 149L195 153H190L188 151ZM75 147L78 149V147L76 146V144H75ZM37 148H39V147H37ZM76 148H75V150H76ZM96 148H95V150H96ZM112 148L114 149L115 152L113 151ZM124 148H127V149L130 148V149L129 150H123ZM173 148H174V150H173ZM73 149H74V147H73ZM92 149H94V148H92ZM92 149H91L90 153L92 151H94L93 154L96 155V153L98 152V149H97V151L92 150ZM107 149H111V150H107ZM24 150H25V148H24ZM30 150H31V147H30ZM41 150H42V148L40 149V151ZM75 150H73V151H75ZM89 150H90V147H89ZM145 150L147 151V148ZM43 151L45 152V150H43ZM78 151L76 153L77 154V157L79 156ZM80 151H83L84 152V149L83 150H80ZM140 151H142V150H140ZM67 152H68V149H67ZM70 152H72V150ZM150 152L152 153V151H150ZM24 153L27 154L25 151H24ZM35 153L34 154L36 156L37 155V152H35ZM38 153H40V152L38 151ZM42 153L43 152H41L40 154L42 155ZM85 153H86V151H85ZM137 153H139V154H137ZM166 153H169V149H168V151H166ZM170 153H171V150H170ZM170 153H169V155H170ZM174 153H176V155H177L176 157H173L174 156ZM47 154H48V157L49 158H50V156L52 158V155H49V152L48 151H47ZM63 154H65V153H63ZM67 154H69V153H67ZM106 154L103 153L102 155H106ZM41 155H39V158H37L38 156L36 157L37 160H38L37 161V163H38L37 165H39V160H40V156ZM44 155H42V157ZM118 155H120V156L123 155V156L120 157ZM146 155H149L148 152H147ZM152 155H155V153L152 154ZM160 155L161 154H159V156ZM219 155L216 156V159L217 160L219 159ZM31 156H34V155L31 154ZM35 156H34V159H35ZM67 156L65 155L64 157H67ZM125 156H126V154H125ZM25 157H26L25 159H27L28 155L27 156L25 155ZM72 158L73 157H71L70 160ZM88 158H86V159L84 158V159L85 160H89ZM30 159H31V157H30ZM30 159H29V161L31 162L32 159L31 160ZM63 160H65V159H63ZM97 160L99 161V165L97 164L98 166H95L94 164H96V161ZM107 160H108V158H107ZM27 161L28 160H26V163H27ZM68 161H69V159H68ZM101 161L104 164H101L100 163ZM30 162H29V164H30ZM143 162H144V165H142ZM32 163L33 164L34 163L36 164V162H34V161H32ZM106 163H109V162L106 161ZM131 164H132V166H131ZM67 165H68V168H69L71 164L69 165V162H68ZM134 165H136V166L138 165V166L137 167H133ZM27 166H28V163L26 165V168L29 167V166L28 167ZM57 166H59V162L57 163ZM74 166L75 165H73V166L70 167V170H71L70 173L72 172ZM10 167L12 168V170L13 169H16V168L18 169L17 166H11L10 165ZM24 167H25V165H24ZM131 167L133 169H131ZM57 168H59V171L60 172H58V170L55 169L51 173L54 174V176L59 179L61 177H58L57 175H58V173H63V170L64 169H63V167H57ZM19 169H21V167H19ZM77 169H79V168H77ZM9 170H11V169H9ZM74 170H73V172H74ZM110 171H111V169H110ZM150 172L152 174V180H149V178H148ZM134 174H137V175L135 176ZM14 175H15V171H14ZM63 175L64 174H62V178H63ZM68 175L71 176V174H68ZM41 176H44V175H41ZM76 176H77V174L74 175L73 177H76ZM64 177H66V176H64ZM73 177H70V178L74 179ZM42 178H40L41 180L40 179H38V180L40 182H42ZM22 179H23V181H25L23 176H22ZM93 179L95 180V182L96 181H101V183L99 184L100 187H98V188H101V193H103V194L98 195V196H92V197H90V196L86 195V193H87V190H88V187H89V182L91 180H93ZM56 180H55V183L61 181V179L59 181H56ZM138 180H139V182L136 183L135 181H138ZM250 180L255 185L254 191L258 195L259 194V184H260L259 177L257 175H254V176L250 177ZM69 181H71V180H69ZM79 181H80V183H79ZM152 181H155V184H154L155 192H156V196L155 197H153V195H152V187H153V182ZM53 182H54V180H53ZM71 182H73V181H71ZM60 184H58V185H60ZM53 186L56 189V187H57L56 184L52 185L51 188H53ZM61 187L62 186H60L58 188L60 191L57 189L58 191H57L56 194H53V192H52V194L50 196L48 195L50 197V198L48 197L49 199H55L54 202H52L53 200L50 201V203H53L52 204L53 205V208H54L55 204L56 205L58 204L59 205L58 207H60V205H63V203L65 202V201H63V203H62V201H61V198H62V195H63V194L61 195V192H62L61 191ZM49 191L50 190H48L47 192L49 193ZM183 193H187L188 202H189V204H191V205L194 206V209L195 210L193 211V210L185 209V211H187V213H188V219H187V221L184 224L181 225V229H180V231H179L178 234L176 233V231L174 230V228L169 231L168 236H165L162 233H160V234L156 233L155 230L152 229L151 218L152 217H155V220L156 221H159L160 220V214H159V211H158V206L159 205H158V202L157 201H159V203H168L169 201L175 199V197L177 195L183 194ZM229 194H231V192H229ZM55 196H56V198H55ZM51 197H54V198H51ZM48 198H46V200H44V202L42 203V204L46 203L47 205H45L44 208L43 207L42 208L39 207V209L42 210V211L40 210V212L41 213L44 212L43 215L41 213L40 214L39 213L37 214V215H41L42 216V217L39 216V217H41V222H43V220H44V219H42L43 216L44 217H48L47 215H45L46 214L45 211L47 212V210H48V209L46 210V207H49L50 206L49 208H51V206H52V205H49L48 206L49 203L46 202V201H49ZM72 199H73V197H72ZM58 202H60V203H58ZM66 203L67 202H65V204ZM201 208L204 209V215H201V212L199 211ZM118 211H120V212H122L124 214V216L122 218H118V216H117V212ZM55 213H56V211H55ZM27 215L25 213V215H24L25 217L23 218V221L24 222L25 221H28V222H25L26 224L24 223L22 225V227H21V230L22 231H20V234L24 233V231L31 230L32 232L29 231L31 233L30 235L33 238H34V235H35V238H36V234H37V232H36L37 229L36 228L41 224V222H40L39 225H38L39 222L37 220H36V222L34 220L33 223L32 222L29 223V221H30V219H28L29 218V214L27 213ZM52 215H55V214L53 213ZM81 215H82V217L79 218ZM26 216H27V218H26ZM101 216H102V219H100ZM103 216H104V218H103ZM54 217H55V220L57 221L56 217L58 218V216L55 215ZM54 217H53V219H54ZM95 219H96V221L98 223V224L96 223V225H95L96 227L94 226ZM82 221H83L84 224L82 223ZM91 221H93V222H91ZM259 221H260V213H259V210L257 209L254 212V223H255V226L257 228L259 227ZM44 222H46V221H44ZM31 223H32V225L30 226L29 224H31ZM91 223H93V224H91ZM85 224H86V226H85ZM42 225H44V224H42ZM69 225H71V226L69 227ZM45 226H47L46 223H45ZM232 227L234 229H237V228L243 229V228H246L247 225H240L238 223H233ZM34 229H35V231H33ZM70 229H72V230H70ZM44 230H45V232H47L48 229L47 230L44 229ZM35 232H36V234H35ZM68 232H69V234H68ZM220 239H223V236H221ZM25 243H26V241L23 242L21 239H19L17 249H19V250L22 251V248H23V250H24V248L26 247V244H27V246H29L28 243H26V244ZM34 243H36V242H34ZM47 246H50V247H47L43 251V253H47V251L52 248L51 247V244H49ZM33 250H34L33 247L32 248H29V249L27 248V250L25 249V251L27 252V255L29 256V258L32 256ZM131 251L132 250L129 249L128 253H125V251L122 250V246H118V247H114V248H111V249H105L103 252H100L97 255L91 256V257H88V258L89 259H93V260H97V261H101V262H103L105 260H112V259H127V258H129V255H131ZM33 259H34V261H40L41 256L38 255L36 258H32L30 260H33Z\"/></svg>",
  "mask_w": 264,
  "mask_h": 264
},
{
  "label": "snow or ice",
  "instance_id": "snow-or-ice-1",
  "mask_svg": "<svg viewBox=\"0 0 264 264\" xmlns=\"http://www.w3.org/2000/svg\"><path fill=\"white\" fill-rule=\"evenodd\" d=\"M7 10L10 6L4 5ZM18 7V6H11ZM60 7L71 9L68 17L71 24L68 38L70 34L75 32L78 35L85 33L93 34L95 44L92 48L91 59L95 67L104 65L105 73L111 72L113 75H123L125 77V83L127 84L130 79H135L137 72H144L147 70L146 61L143 56H138L136 50H133L129 54L127 47L117 49L116 52H112L109 48V42L105 40L107 17L110 12L116 9V5L111 4H75V5H62ZM146 15H152L153 11L161 5L146 4L142 6ZM167 7L171 8L172 5ZM204 7L211 8L212 5H206ZM217 10L224 9L225 11L216 16L213 24L215 25L214 31L218 34V39L222 41L230 50H237V62H239V56L245 52L246 49L241 44L244 40V33L255 32L257 25L259 26V36L261 39V46L264 47V0H261L259 4L248 5H216ZM246 9V11H240ZM151 23V21H149ZM222 29V31H221ZM160 38L162 40H175V43H171L172 48H176L177 45L183 40V37L177 38L171 32L165 34L163 27L160 31ZM245 59H247L245 57ZM261 111L259 113L261 119V128L259 132L249 133L247 129L241 132V135H250L252 139L257 136L260 140L259 154L256 160L243 161V171L239 170L240 160L234 159L233 154L228 151V142L231 141V134H225L223 137L225 151L223 155L215 153L213 156V163L218 164L219 167L215 172H212L210 176H206V182L215 194L216 203L215 206L209 211V220L216 225L218 231L215 232V241L209 242V247L212 252V259H201L199 261H181L179 259L172 261L170 259H156L148 260L143 256L136 258V253L147 252L149 246L155 247L157 241L152 238V232L149 231L147 235L141 239L138 245L135 241H126L127 229L124 228L116 233V229L112 228L111 232L105 229L102 224H98L96 229H90L91 234L84 239V257L75 258L74 260H62L60 264H264V54L261 55ZM15 69L8 68L5 74V81L9 80L13 76ZM131 74V76H129ZM34 84H26L24 87L25 103L30 101V93L33 91ZM7 91V88H6ZM120 92L119 85L116 86L115 93H109L115 101ZM239 95L238 86L236 85L235 78L229 81V87L223 91H219L209 99L216 106V109L222 115H228L230 105L233 100ZM71 103V98L66 101ZM147 103V101L145 102ZM7 107V102H6ZM70 110L67 107H62L53 113L47 114V119L51 120L54 124V130L59 137L60 130L66 129L69 123L72 127H75V121H68L63 119L70 115ZM234 114V113H233ZM10 117H5L4 131L5 139L10 140L14 136L18 135V126H12L9 123ZM214 136L216 133L213 134ZM51 147V145H49ZM178 149L184 150L185 144L181 142ZM188 151L195 153L196 149L191 145H188ZM219 155V159L216 156ZM63 147L57 145L53 149L52 158L49 159L48 155H44L39 160V167L37 175L47 176L53 172L57 163L63 167L64 174H69L70 169L67 167V161L62 159ZM211 167V166H210ZM257 175L260 180L259 194L254 191L255 185L251 182L250 177ZM149 180H152V174L149 173ZM153 182L152 195L156 196L155 181ZM58 186V185H57ZM231 192V194H229ZM222 193V195H221ZM74 204L72 199H69L65 205V210L68 212L69 217L73 215L77 208H79L83 202V194L76 196ZM158 211L160 214V220L156 221L155 217L151 218L152 229L156 233H162L168 236L169 231L174 228L178 234L181 225L188 219V213L185 209L195 210L194 206L189 204L187 193L179 194L175 199L168 203H159ZM259 210L260 221L257 228L254 223V212ZM201 215H204V209L199 210ZM233 223L240 225H247L243 229H234ZM5 249L14 247V241L9 238V234L13 231V228L7 220L5 221ZM223 236V239L220 237ZM122 246V250L128 253L131 249V255L127 259H112L105 260L103 262L89 259L88 257L95 256L105 249H111L114 247ZM81 248L76 247L69 249L68 254L80 253ZM0 264H42V262L34 260H17L13 261H0Z\"/></svg>",
  "mask_w": 264,
  "mask_h": 264
}]
</instances>
